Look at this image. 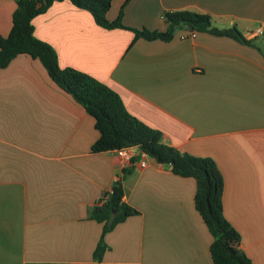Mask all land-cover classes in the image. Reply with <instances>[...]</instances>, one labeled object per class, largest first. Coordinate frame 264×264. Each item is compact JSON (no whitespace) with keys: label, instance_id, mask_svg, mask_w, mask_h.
Returning a JSON list of instances; mask_svg holds the SVG:
<instances>
[{"label":"crops","instance_id":"1","mask_svg":"<svg viewBox=\"0 0 264 264\" xmlns=\"http://www.w3.org/2000/svg\"><path fill=\"white\" fill-rule=\"evenodd\" d=\"M18 1L0 0V37ZM126 1L113 0L110 21ZM171 11L209 15L254 45L187 29L169 42L135 40L68 0L34 18V35L62 69L106 84L166 143L216 161L224 216L240 235L235 249L264 264V0H131L123 22L164 32ZM49 75L29 55L0 69V264L93 263L104 225L91 213L120 179L123 202L140 214L105 235L104 264H214L194 178L154 159L137 167L131 151L94 153L96 120Z\"/></svg>","mask_w":264,"mask_h":264},{"label":"trees","instance_id":"2","mask_svg":"<svg viewBox=\"0 0 264 264\" xmlns=\"http://www.w3.org/2000/svg\"><path fill=\"white\" fill-rule=\"evenodd\" d=\"M57 1L64 0H20L13 13V28L7 37H0V69L6 68L15 57L29 55L39 59L46 68L51 79L62 90L70 94L81 104L95 120V126L100 133L99 139L93 144L94 153L113 152L124 148H136L146 152L157 163L171 165L172 172L182 177H193L197 182L195 194L196 209L214 236L211 252L214 264H253L252 260L235 249L240 239L237 230L225 218L223 212L222 194L224 179L221 171L212 158L195 157L181 152L164 141L163 133L150 128L138 118L132 116L126 109L121 96L106 84L96 80L85 72L67 68L62 69L55 50L41 42L34 35L33 20L39 14H44ZM67 1V0H65ZM80 9L87 10L96 23L109 30L129 29L135 34V40H161L169 42L181 29L190 32L210 33L232 38L246 45H254L247 40L236 27L231 29L216 28L209 15L192 11H171L164 14L168 29L164 32L154 30H138L126 26L123 15L127 0L116 20L107 17L112 8L113 0H68ZM138 157L132 159L135 163ZM129 169H124L128 175ZM124 186L117 181L109 200L105 205L97 204L91 213V218L104 225L100 236L94 262L89 264H104L103 258L108 250L105 235L119 223L140 212L123 202ZM32 264V263H28ZM55 264V263H42Z\"/></svg>","mask_w":264,"mask_h":264},{"label":"built area","instance_id":"3","mask_svg":"<svg viewBox=\"0 0 264 264\" xmlns=\"http://www.w3.org/2000/svg\"><path fill=\"white\" fill-rule=\"evenodd\" d=\"M263 33H264L263 29L257 30V34L261 35ZM195 35H196V32H191L188 36L194 37ZM182 38L184 39L185 36H183ZM126 151H131L132 158H135V157L139 158L137 162L133 163L137 167H141V168L147 167L150 165V160L153 159L146 152L139 151L136 148H128V149L124 148V149L116 150L115 152H117L120 155H125ZM108 200H109V195H105L99 200L98 204L103 206L108 202Z\"/></svg>","mask_w":264,"mask_h":264}]
</instances>
